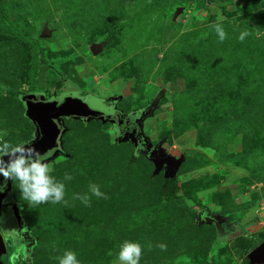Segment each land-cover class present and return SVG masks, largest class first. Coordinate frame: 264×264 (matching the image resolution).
I'll return each mask as SVG.
<instances>
[{
    "label": "rangeland",
    "instance_id": "obj_1",
    "mask_svg": "<svg viewBox=\"0 0 264 264\" xmlns=\"http://www.w3.org/2000/svg\"><path fill=\"white\" fill-rule=\"evenodd\" d=\"M0 14L40 46L30 81L31 45L0 32V138L33 141L31 92L122 96L126 118L152 110L142 134L180 160L156 169L121 136L122 121L62 118L66 155L46 163L68 204L30 207L12 181L17 221L36 240L30 264H58L66 250L80 264H120L125 240L141 244L140 264H249L248 241L264 240V0H0ZM90 183L107 198L91 196ZM85 193L90 206L73 199ZM204 210L221 233L198 222Z\"/></svg>",
    "mask_w": 264,
    "mask_h": 264
},
{
    "label": "water",
    "instance_id": "obj_2",
    "mask_svg": "<svg viewBox=\"0 0 264 264\" xmlns=\"http://www.w3.org/2000/svg\"><path fill=\"white\" fill-rule=\"evenodd\" d=\"M122 96L102 99L92 95L82 96L79 92H66L59 96L46 98L43 93L34 92L28 94L24 99L25 116L35 130L34 140L28 143L36 151L48 154L49 159L57 153L66 155L62 146V136L65 133L62 118H77L84 123L92 120H100L103 123H116L122 116L115 108L116 101ZM151 109L140 111L124 120L125 129L121 132L124 138L128 135L136 146L142 149V154L147 156L156 169L166 165L167 168H176L180 160L167 155L158 145L149 144L141 132V120L150 114ZM45 161V162H46ZM0 210L3 201L13 205L14 214L17 215L16 202H11V180H8L6 188L0 192ZM8 200V201H7ZM7 253L4 238L0 234V264L1 257ZM249 264H264V240L258 244L247 256Z\"/></svg>",
    "mask_w": 264,
    "mask_h": 264
},
{
    "label": "clouds",
    "instance_id": "obj_3",
    "mask_svg": "<svg viewBox=\"0 0 264 264\" xmlns=\"http://www.w3.org/2000/svg\"><path fill=\"white\" fill-rule=\"evenodd\" d=\"M223 16L218 15L217 22L212 25L220 41L226 38L223 28ZM257 36L262 33L258 30ZM249 33L247 31L240 34L239 39L243 41ZM7 135V132L0 134V137ZM48 154H41L34 147L25 142L13 144L0 138V178L4 181L11 180L16 184L21 193V199L30 207H35L45 203L68 204L65 199V184L50 175L51 167L45 161ZM73 177L65 173L64 179L71 180ZM6 188V184L0 185V192ZM89 193L97 198H107L101 192L100 186L95 183L89 184ZM91 196L85 194H74V200H80L85 206H90ZM149 250L152 245L149 243ZM158 248L166 251L165 244H158ZM143 248L139 242L125 240L119 246L118 261L120 264H140ZM58 264H80L75 252L66 250L61 256L56 258Z\"/></svg>",
    "mask_w": 264,
    "mask_h": 264
},
{
    "label": "flooded vegetation",
    "instance_id": "obj_4",
    "mask_svg": "<svg viewBox=\"0 0 264 264\" xmlns=\"http://www.w3.org/2000/svg\"><path fill=\"white\" fill-rule=\"evenodd\" d=\"M119 101L120 100H118V102L117 101L115 102L116 103L115 108L118 111H120L117 107ZM126 116L122 114V116L118 118V121L116 123H120L121 121L124 123ZM116 123H113V124H116ZM125 128L126 127L124 124V128L120 129V132H122ZM151 145L156 146L153 144ZM136 148L142 152V149L139 146ZM144 157L147 158V156H144ZM7 182L8 181H4L3 178H0V185L7 184ZM11 191H12V181H11ZM1 198H2V195H0V199ZM10 201L11 202L14 201L13 195ZM12 206L13 205L11 204H7L6 201L5 202L3 201L2 208L0 210V234L4 238L6 248H7V253L4 256L8 255L9 249L12 248L13 253L9 255V261L12 264H15L19 255H21L24 259H26L28 261V264H30L31 263V252H32V247L34 245L33 243L34 240L30 233H26V231H24L23 223L20 221L19 222L17 221V217H16V214H14V210Z\"/></svg>",
    "mask_w": 264,
    "mask_h": 264
},
{
    "label": "trees",
    "instance_id": "obj_5",
    "mask_svg": "<svg viewBox=\"0 0 264 264\" xmlns=\"http://www.w3.org/2000/svg\"><path fill=\"white\" fill-rule=\"evenodd\" d=\"M0 32H3L4 34L11 36V37H14V38H17L19 40L28 42L31 45L32 55H31V61H30L29 68H28V77H29L30 81H34L38 76V69H39V63H40V60H39L40 46H39V44L35 40L26 36L21 31H18L16 29H14L12 26L8 25L5 22V19L1 14H0ZM31 93H34V92H31ZM159 96H160V94L158 95V97ZM23 106H24V100H23ZM24 109H25V106H24ZM150 111H152V110H150ZM33 129H34V127H33ZM34 137H35V130H34ZM165 191H166V193L170 194V196L173 199V202L177 206L187 208L186 203L181 198H178L175 196V191H174L173 186L167 187V189H165ZM198 222L200 224H209L210 222H214L218 231L221 233L220 218L208 210L201 211L198 214ZM33 240H34V242H33L34 243L33 247H34L36 244V240L34 238H33ZM262 241H263L262 239H257V238L255 239L254 238L253 240L248 241V244L252 249H254ZM31 262H32V258H31ZM8 264H12V263L10 261H8Z\"/></svg>",
    "mask_w": 264,
    "mask_h": 264
}]
</instances>
